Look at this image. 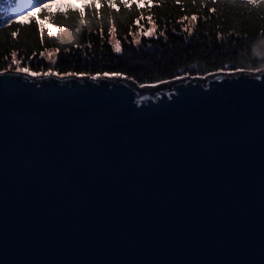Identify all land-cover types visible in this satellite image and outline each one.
<instances>
[{
    "label": "water",
    "instance_id": "1",
    "mask_svg": "<svg viewBox=\"0 0 264 264\" xmlns=\"http://www.w3.org/2000/svg\"><path fill=\"white\" fill-rule=\"evenodd\" d=\"M0 264H264V68L0 71Z\"/></svg>",
    "mask_w": 264,
    "mask_h": 264
},
{
    "label": "trees",
    "instance_id": "2",
    "mask_svg": "<svg viewBox=\"0 0 264 264\" xmlns=\"http://www.w3.org/2000/svg\"><path fill=\"white\" fill-rule=\"evenodd\" d=\"M261 68L264 0H0V71L153 84Z\"/></svg>",
    "mask_w": 264,
    "mask_h": 264
},
{
    "label": "rangeland",
    "instance_id": "3",
    "mask_svg": "<svg viewBox=\"0 0 264 264\" xmlns=\"http://www.w3.org/2000/svg\"><path fill=\"white\" fill-rule=\"evenodd\" d=\"M75 2H77V3H81L82 0H75ZM152 31H153V26L148 27L146 30L141 31V32H144L145 34H149V33H151ZM47 55L52 57V56H53V53H52V52H48ZM18 70H25V69H18ZM26 71H29V70H26Z\"/></svg>",
    "mask_w": 264,
    "mask_h": 264
}]
</instances>
